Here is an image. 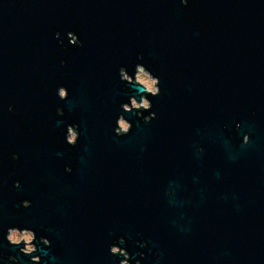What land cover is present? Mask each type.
Masks as SVG:
<instances>
[{"label": "water", "instance_id": "obj_1", "mask_svg": "<svg viewBox=\"0 0 264 264\" xmlns=\"http://www.w3.org/2000/svg\"><path fill=\"white\" fill-rule=\"evenodd\" d=\"M138 63L156 118L121 136ZM11 226L44 264H264V0H0V264H30Z\"/></svg>", "mask_w": 264, "mask_h": 264}, {"label": "clouds", "instance_id": "obj_2", "mask_svg": "<svg viewBox=\"0 0 264 264\" xmlns=\"http://www.w3.org/2000/svg\"><path fill=\"white\" fill-rule=\"evenodd\" d=\"M181 3L183 5H187L188 0H181ZM60 33H56V38L61 46H64V42L62 39H60ZM66 38L70 45L73 46H82V41L78 37V35L72 31H68L66 33ZM142 56H138V59H142ZM64 61H61V64H64ZM146 67L143 64H136L134 69V76L129 75L127 68L125 66H121L119 68V78L122 83L132 84L134 86H139L143 89V94L139 97V102L137 101V98L135 96L129 97L128 103H121L120 108L122 109V112L118 115L121 129L127 130L130 127H132V123L129 121V123L124 122V114L125 112L131 113L133 110H136L137 116L145 123H150L153 119L156 118V113L151 111L153 105L150 99H148L149 96H158L160 94V87H154V85H159V78L155 76V78H150L148 75L145 74L144 69ZM149 71V70H148ZM150 72V71H149ZM151 73V72H150ZM124 91L128 92L131 91L130 89H124ZM61 98H65L63 91L61 92ZM8 110L11 112L13 111V106L9 105ZM147 111L149 112V115L144 116L143 113ZM57 116L63 115V109L57 108L56 111ZM73 127L76 126L75 123L72 125ZM240 125H236V130H239ZM119 135H123L124 133L120 130H116ZM68 145H71L73 147L76 146L75 142H68L66 141ZM243 144H247L249 142L248 140V133H244L243 135ZM199 151L202 153L203 148H200ZM14 160L19 159L18 154H13L12 157ZM65 172L71 173L72 169L70 166H65ZM14 187L19 188L20 187V181L14 182ZM18 207L23 208H30L33 206V202L31 200H20L17 201ZM6 240L9 245L12 246H20L23 245V247L20 248V251L30 257V264H44V261L41 256L33 255L38 251V245L36 243L37 240V234L33 229H30L28 227H18V226H11L7 228L6 231ZM39 243L46 246L51 247V241L41 235L39 237ZM126 243V240L123 236L117 237L113 242L109 245V251L111 255L113 256H122L123 259L119 261V264H130L131 261V255L130 253L125 249L120 247L119 245ZM137 245H143L144 247H147L146 241H144L143 237H141L140 240H138ZM3 253H0V256H3ZM138 256L141 258H144L143 252H138ZM8 259L12 262V264H19L17 258L15 256H10ZM136 264H141V260H136Z\"/></svg>", "mask_w": 264, "mask_h": 264}, {"label": "rangeland", "instance_id": "obj_3", "mask_svg": "<svg viewBox=\"0 0 264 264\" xmlns=\"http://www.w3.org/2000/svg\"><path fill=\"white\" fill-rule=\"evenodd\" d=\"M145 72V71H144ZM145 74L146 75H148L146 72H145ZM149 76V75H148ZM150 77V76H149ZM151 78V77H150ZM154 87H156V85H154ZM64 94V93H63ZM121 131L122 132H125L126 130H123V129H121ZM76 138H77V134L75 133V131L74 130H70V133H69V137H68V139H69V141L70 142H75V140H76Z\"/></svg>", "mask_w": 264, "mask_h": 264}, {"label": "flooded vegetation", "instance_id": "obj_4", "mask_svg": "<svg viewBox=\"0 0 264 264\" xmlns=\"http://www.w3.org/2000/svg\"><path fill=\"white\" fill-rule=\"evenodd\" d=\"M71 130H73V129H71Z\"/></svg>", "mask_w": 264, "mask_h": 264}]
</instances>
